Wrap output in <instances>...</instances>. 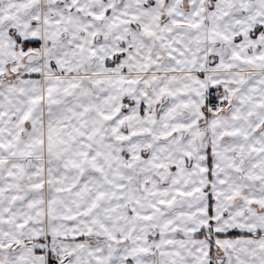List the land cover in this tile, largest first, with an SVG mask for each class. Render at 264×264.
Masks as SVG:
<instances>
[{"label":"snow or ice","instance_id":"snow-or-ice-1","mask_svg":"<svg viewBox=\"0 0 264 264\" xmlns=\"http://www.w3.org/2000/svg\"><path fill=\"white\" fill-rule=\"evenodd\" d=\"M0 264H264V0H0Z\"/></svg>","mask_w":264,"mask_h":264}]
</instances>
